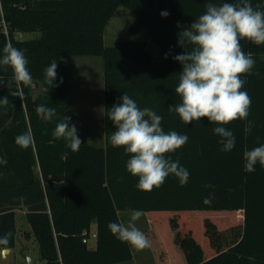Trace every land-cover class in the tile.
Listing matches in <instances>:
<instances>
[{
    "label": "trees",
    "instance_id": "16d2710c",
    "mask_svg": "<svg viewBox=\"0 0 264 264\" xmlns=\"http://www.w3.org/2000/svg\"><path fill=\"white\" fill-rule=\"evenodd\" d=\"M209 2L225 0H3L10 40L0 27V56L9 43L24 50L33 84L24 87L19 96H11L9 91L16 90L14 84L11 89L7 86L11 69L0 66V81L4 82L0 98L7 96L10 101L0 107V158L6 161L0 163V238L11 233L0 249L16 246L19 209H26L43 264L130 261L132 247L107 227L109 222L122 223L120 211H215L231 218L230 228L221 231L206 217L205 234L215 254L205 255L193 234H186L181 242L186 264H264V168L257 164L254 172H245L243 158L245 150L264 144V44L241 41L243 51L255 60L252 73L242 77L246 80L243 90L251 98L248 120L254 127L246 135L245 121L226 126L236 138L233 150H221V138L212 131L216 125L206 118L186 125L175 112H169L171 105L180 103L175 88L183 67L173 57L185 49L178 45L177 34L202 15ZM249 2L264 10V0ZM120 6L135 15L128 33L148 30L161 49L160 61L143 40L125 38L105 44V30ZM164 11L169 13L167 17L161 16ZM27 32L40 34L29 39L14 37ZM79 55L103 58L107 142L105 146L82 144L78 152H72L65 140L53 139L52 132L64 115L68 117V60ZM54 60L57 79L52 86L45 81L44 70ZM36 85H42L44 91L35 96ZM124 93L141 109L148 107L161 115L165 132L188 136L183 147L169 154L190 174L184 186L169 175L158 189H137L138 178L126 170L129 157L109 139L115 128L107 111ZM41 104L56 109L52 121L37 115L36 107ZM26 132L34 139L23 149L15 138ZM209 196L211 202L205 204ZM95 220L97 237L91 246L83 238ZM147 233L151 235L150 229Z\"/></svg>",
    "mask_w": 264,
    "mask_h": 264
},
{
    "label": "clouds",
    "instance_id": "9594fccd",
    "mask_svg": "<svg viewBox=\"0 0 264 264\" xmlns=\"http://www.w3.org/2000/svg\"><path fill=\"white\" fill-rule=\"evenodd\" d=\"M168 15L167 11L161 13L162 17ZM177 27H181L179 22ZM177 35L178 45L185 49L183 54L173 57L183 67L175 88L180 103L171 105L169 112H175L186 125L206 118L209 123L216 125L212 131L221 138V150L230 152L235 147L236 138L226 126L236 120L245 121L246 135L254 127L253 122L248 120L251 98L243 90L246 80L242 77L252 73L255 60L250 53L243 51L241 41L264 44V10L259 5L254 8L249 0H225L220 4L209 2L206 11L189 26L183 27ZM188 48L191 50H186ZM2 53L0 66L10 68L12 72L7 86L11 89L14 84L16 89L9 91V94L19 96L24 87L33 84L29 61L24 50L10 43L4 46ZM44 78L49 85L54 86L57 79L56 60L45 68ZM3 83L0 81V84ZM9 103L7 96L0 98V107H6ZM36 113L46 122L52 121L57 115L55 108L43 104L36 107ZM107 118L115 128L109 138L110 143L114 148H123L124 155L129 157L126 170L138 178V190L151 192L158 189L169 175L175 176L181 186L187 183L189 172L178 160L173 161L169 156L187 143V135L176 131L165 132L162 128L163 117L151 108L141 109L127 93L108 109ZM70 120L64 115L55 125L52 136L55 140H65L72 152H78L82 142L75 124L70 126ZM33 139L32 133L26 132L18 135L15 143L27 149ZM243 158L245 172H254L257 164L264 168V144L245 150ZM0 163L6 161L0 158ZM203 202L210 203L211 196ZM141 216V210H131L127 224L109 222L107 227L121 242L142 250L150 247V241L136 227L135 222ZM10 235L8 233L0 238V244H7Z\"/></svg>",
    "mask_w": 264,
    "mask_h": 264
},
{
    "label": "rangeland",
    "instance_id": "374dc122",
    "mask_svg": "<svg viewBox=\"0 0 264 264\" xmlns=\"http://www.w3.org/2000/svg\"><path fill=\"white\" fill-rule=\"evenodd\" d=\"M145 2V1H144ZM146 3V2H145ZM134 13L127 9L124 6H120L115 15L110 20L107 28L105 30L104 40L107 46L114 45L121 39H133V40H143L147 44V48L150 51L153 50L154 47L159 49L158 45L152 40L151 35L148 30L142 29L139 33L129 34L128 30L130 25L134 20ZM39 32H27L22 33L20 35L23 39H29L33 37L39 36ZM155 56H157L155 54ZM159 59L158 57H155ZM156 59V60H157ZM103 58L101 56L95 55H79V56H71L68 60V73H69V89H68V100H69V117L70 126L75 124L72 120V115L76 114L75 106L83 107L86 110L87 114L91 115L89 119V127L87 122V126L77 127V134L80 138L82 144H95V145H103L101 140L96 137L97 133L104 132V128L99 125V120L96 116L99 115L100 105L103 104L104 101V81H103ZM44 91L42 85L34 86L33 93L34 95H38ZM74 106V107H73ZM81 123V122H80ZM84 124V123H83ZM85 125V124H84ZM102 132V133H103ZM131 213L121 211V217L126 219L125 224H127V218ZM186 213V212H184ZM184 217L190 220L189 224L185 223L182 225V229L189 226L193 233L199 232V229L202 228L201 220L202 218L210 217L212 221L217 218L219 215L215 211H201L198 213H186ZM221 219H229L228 216H220ZM215 218V219H214ZM17 221V240L16 246L12 251H7L6 253L1 250L0 251V264H27L26 258L24 255H28L33 258L34 264H43L44 261L40 256L39 244L36 237L30 232L32 231L31 225L26 217V209H19L16 215ZM146 226L145 215L142 213L141 219L136 222V227H138L141 231ZM179 226V225H177ZM158 228V227H156ZM169 228V231H172V227H162V230H166ZM172 232H177V227H173ZM180 228V227H179ZM160 229V228H159ZM91 231H96V220L93 221L91 225ZM30 232V236L27 237L26 233ZM170 234V235H171ZM163 241L168 244V239L166 234L163 236ZM91 246L95 245V240H91ZM23 250V252H22ZM132 250L135 252L134 260L132 261H124L115 264H154L152 262V257L149 253L144 252V250L136 249L132 247Z\"/></svg>",
    "mask_w": 264,
    "mask_h": 264
},
{
    "label": "crops",
    "instance_id": "0c3cea01",
    "mask_svg": "<svg viewBox=\"0 0 264 264\" xmlns=\"http://www.w3.org/2000/svg\"><path fill=\"white\" fill-rule=\"evenodd\" d=\"M153 50L155 51V54L157 56H155L153 51H150V50L149 51L152 53L155 60L157 59L155 57H158L159 59H157V60L160 61L162 59V53H161L160 47H159V49L154 47ZM102 73H103V81H104V70ZM75 107L76 108L74 111H76V114L72 115V120L75 122V124L78 127L82 128V126H87V124H88L87 127H89V123H90L89 119L91 118V115L87 114L86 110H84L83 107H77V106H75ZM68 117H69V100H68ZM96 117L99 120V125H101V127L104 128V132L102 131L103 133L102 132L97 133L96 137H98L101 140V142L103 143V145H100V146H105L107 141H106V134H105L104 101H103V104L100 105L99 115ZM85 122H87V124ZM127 212H129V211H127ZM184 212L193 214V213H198L201 211L142 212L145 215V221H146V226L142 229V232L145 233V235L148 237V239L150 241V247L145 248L143 250H144V252H147L150 254V256L152 257V262H154V264H186V261H187L186 257H185L186 253H185L184 249L182 248L181 242H182L183 238L185 237V235L189 234V233H192L193 237L196 239V241L202 246L205 255L210 257V256L215 254L213 246H211L209 238L205 234V226H204L205 217L202 218V220H201L202 228L199 229V232L193 233V230L189 226H186V228L182 229L183 224H185V223L189 224V222H190V220L188 218L184 217L185 215H188ZM120 213H121V211L119 212V214ZM128 214H131V213H128ZM130 216L131 215L128 216L127 222L129 221ZM223 216H225V215H223ZM120 217H121V214H120ZM217 219L218 220L215 219L214 222L218 225V228L221 231H225L226 229L230 228V223L232 221L230 217H229V219H223L222 220L221 217L219 216ZM121 220H122V223L126 222V219H124L122 217H121ZM138 221H136V222H138ZM136 222H135V224H136ZM177 225H179V226H177ZM156 227H158V228H156ZM162 227H164V228L165 227H172L171 228L172 231L174 229L173 227H175V229L177 227V229H179V230H177V232L171 234V233H168V232H172V231H169V228L161 231ZM96 229H97V223H96ZM149 229H150V233H151L150 236L147 233V231ZM165 234H166L167 239H168V244L165 241H163V236ZM3 249L4 248L0 249V251ZM13 249L14 248H10L9 251H12ZM132 252H133V258L130 261L134 260V257H135L134 250H132ZM164 257H167V258L165 259Z\"/></svg>",
    "mask_w": 264,
    "mask_h": 264
},
{
    "label": "built area",
    "instance_id": "2783aa9c",
    "mask_svg": "<svg viewBox=\"0 0 264 264\" xmlns=\"http://www.w3.org/2000/svg\"><path fill=\"white\" fill-rule=\"evenodd\" d=\"M0 27L3 29L4 33L7 35L8 39L10 40V30L9 26L6 22L5 19V12H4V7H3V0H0ZM21 34H15V38H20ZM85 236L83 238V241L86 243H89L91 239H95L97 237V232L96 231H86Z\"/></svg>",
    "mask_w": 264,
    "mask_h": 264
},
{
    "label": "water",
    "instance_id": "95a60500",
    "mask_svg": "<svg viewBox=\"0 0 264 264\" xmlns=\"http://www.w3.org/2000/svg\"><path fill=\"white\" fill-rule=\"evenodd\" d=\"M3 250H4V252H7L10 250V248H4ZM22 252H23V250H22ZM24 257L26 258L27 264H34L32 257H30L28 255H24Z\"/></svg>",
    "mask_w": 264,
    "mask_h": 264
}]
</instances>
